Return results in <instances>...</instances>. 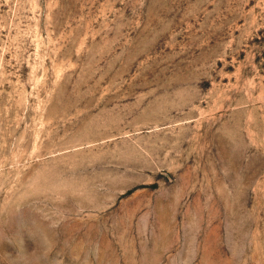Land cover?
I'll list each match as a JSON object with an SVG mask.
<instances>
[{
  "label": "rangeland",
  "instance_id": "rangeland-1",
  "mask_svg": "<svg viewBox=\"0 0 264 264\" xmlns=\"http://www.w3.org/2000/svg\"><path fill=\"white\" fill-rule=\"evenodd\" d=\"M0 264H264V0H0Z\"/></svg>",
  "mask_w": 264,
  "mask_h": 264
}]
</instances>
